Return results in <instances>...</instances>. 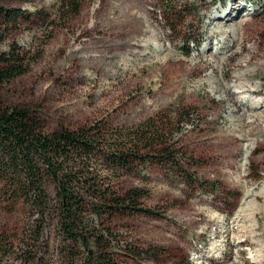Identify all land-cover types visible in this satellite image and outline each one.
I'll return each instance as SVG.
<instances>
[{
  "label": "rangeland",
  "instance_id": "rangeland-1",
  "mask_svg": "<svg viewBox=\"0 0 264 264\" xmlns=\"http://www.w3.org/2000/svg\"><path fill=\"white\" fill-rule=\"evenodd\" d=\"M60 2L0 0L32 14L31 21L21 20L0 48L15 40L35 56L28 71L0 84V99L10 106L32 108L48 130L86 124L129 127L169 116L178 107L195 111L192 124L174 125L178 145L192 157L183 171L151 163L140 166L136 175L116 178L118 191L144 189L142 205L159 213L119 216L114 221L116 230L138 246H158L169 253L144 264H261L264 142L255 150L251 145L240 154H231L230 166L238 164L233 179L221 172L223 154L210 156L198 141L203 128L214 122L213 112L222 115L220 104L213 97L164 95L161 90L169 68L161 66L171 55L195 60L212 37L208 38L209 32L223 24L216 14L231 8L243 53L254 44L253 60L263 61L252 80L264 85V0H82L79 13L72 18L59 14ZM239 2V10L232 9ZM40 12L44 16H38ZM214 33L213 52L230 47V39L221 41L219 30ZM194 35L198 43L189 44L191 52L183 53L187 48L183 38ZM137 39L150 43L140 47ZM130 49L134 51L126 54ZM240 57L228 56L224 70L234 68ZM208 69L203 60L198 62L191 80ZM153 90L160 92L152 94ZM221 115L216 123H222ZM47 193L52 205L50 184ZM207 214L218 221L206 223L201 218ZM227 220L232 229L227 223L221 227ZM227 239L234 241L228 252ZM84 258L80 248L61 238L53 207H46L41 217L22 199L13 201L0 194V264H82Z\"/></svg>",
  "mask_w": 264,
  "mask_h": 264
},
{
  "label": "trees",
  "instance_id": "trees-1",
  "mask_svg": "<svg viewBox=\"0 0 264 264\" xmlns=\"http://www.w3.org/2000/svg\"><path fill=\"white\" fill-rule=\"evenodd\" d=\"M81 2L61 0L59 14L76 16ZM31 18V12L0 3V44L21 20ZM193 42L198 43L195 35L183 38L182 44L187 46L183 53L191 52L188 45ZM34 61L30 48L15 40L8 42L0 48V84L24 74ZM195 114L183 106L169 116L129 127L86 124L48 130L44 119L32 108L10 106L0 99V194L13 201L22 199L41 217L46 207H53L61 238L85 254L82 264H126L121 257L129 258L133 264L157 262L158 257L169 253L161 247L138 246L121 237L114 221L119 216L159 213L142 205L147 194L144 189L132 187L121 192L114 182L122 174L136 175L144 164H167L183 171L192 157L178 145L174 125L192 124ZM205 131L198 141L210 156L223 154L219 169L229 177L235 163L230 166L231 154L236 153L230 150L233 145L225 141L208 144L203 139ZM227 167H231L229 171ZM49 184L53 187L52 205L47 198Z\"/></svg>",
  "mask_w": 264,
  "mask_h": 264
},
{
  "label": "bare ground",
  "instance_id": "bare-ground-1",
  "mask_svg": "<svg viewBox=\"0 0 264 264\" xmlns=\"http://www.w3.org/2000/svg\"><path fill=\"white\" fill-rule=\"evenodd\" d=\"M240 6L241 3L239 2L232 9L239 10ZM230 13L231 8L224 11L221 15L216 14L219 19L223 20V24L219 29L209 32L208 38L212 37L209 39L208 44L197 52L195 60L191 57H175L174 55L169 56V59L165 58V63L161 67L167 68L168 64H171V68L166 74L165 84L164 87L161 86L163 87L161 91L167 96L175 94L180 96H198L199 98L205 97L206 99L213 97L220 104L222 115L218 110L213 112L214 122L208 123L203 128L206 130L203 139L208 144H218L225 141L228 145H233L230 150L240 154L243 147L251 148L255 145L252 149H256L259 143L264 141V85L252 80L255 76L257 77V70L262 67L263 61L253 60V52L256 50L254 44H250L251 48L247 50L248 53H243L245 49L240 42V37L242 36L241 34L240 36L236 34L237 26L235 19L230 16ZM144 26H147V24H144ZM230 26L234 28L231 29ZM218 30L221 35V41L230 39L232 44L224 51L216 48L213 52L211 50L212 39L215 36L214 32ZM136 43L141 47L150 42L149 40L137 39ZM130 46L128 45L127 47ZM133 51L130 49L126 54ZM235 55H241L240 58L236 59L235 67L224 70L225 59L228 56ZM197 57H201L200 61L203 60L204 65L209 67V69L198 79L191 80L190 76H192L193 69L200 62ZM158 92L160 90H153L152 94H159ZM218 115H221V124L215 121ZM243 128H246L245 132ZM237 167L238 164L235 162L231 172L229 171V177L232 179ZM201 219H204L206 223L218 221L215 217L208 216V214ZM226 223L228 228L232 229L229 225L230 220H227V222L223 221L221 227H225ZM230 245H234V241L227 239L226 249L224 248L227 252L230 250ZM261 264H264V257Z\"/></svg>",
  "mask_w": 264,
  "mask_h": 264
}]
</instances>
